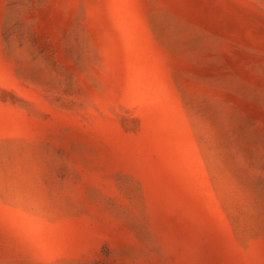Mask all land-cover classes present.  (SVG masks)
<instances>
[{"label":"rangeland","instance_id":"1","mask_svg":"<svg viewBox=\"0 0 264 264\" xmlns=\"http://www.w3.org/2000/svg\"><path fill=\"white\" fill-rule=\"evenodd\" d=\"M0 264H264V0H0Z\"/></svg>","mask_w":264,"mask_h":264}]
</instances>
